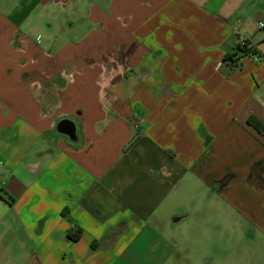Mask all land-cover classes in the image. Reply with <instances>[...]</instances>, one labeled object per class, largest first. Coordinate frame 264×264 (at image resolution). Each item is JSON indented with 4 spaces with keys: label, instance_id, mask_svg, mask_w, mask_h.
I'll return each instance as SVG.
<instances>
[{
    "label": "crops",
    "instance_id": "1",
    "mask_svg": "<svg viewBox=\"0 0 264 264\" xmlns=\"http://www.w3.org/2000/svg\"><path fill=\"white\" fill-rule=\"evenodd\" d=\"M251 120L264 0H0V264H264Z\"/></svg>",
    "mask_w": 264,
    "mask_h": 264
},
{
    "label": "trees",
    "instance_id": "2",
    "mask_svg": "<svg viewBox=\"0 0 264 264\" xmlns=\"http://www.w3.org/2000/svg\"><path fill=\"white\" fill-rule=\"evenodd\" d=\"M237 50H238V53L242 55H246L249 53V49H248V43L247 41H245L244 45L243 46H237ZM229 61H234L232 59V57L230 58H227ZM250 123L252 125L255 126V128L259 131V132H263V128L257 123V122H254V121H250ZM81 236V230L80 231H75L74 233H71V234H68V238L71 240V241H77Z\"/></svg>",
    "mask_w": 264,
    "mask_h": 264
},
{
    "label": "water",
    "instance_id": "3",
    "mask_svg": "<svg viewBox=\"0 0 264 264\" xmlns=\"http://www.w3.org/2000/svg\"><path fill=\"white\" fill-rule=\"evenodd\" d=\"M62 134L68 136L69 138H74V126L68 120H64L59 125Z\"/></svg>",
    "mask_w": 264,
    "mask_h": 264
},
{
    "label": "rangeland",
    "instance_id": "4",
    "mask_svg": "<svg viewBox=\"0 0 264 264\" xmlns=\"http://www.w3.org/2000/svg\"><path fill=\"white\" fill-rule=\"evenodd\" d=\"M9 237H7V239H8ZM178 238L179 239H182L183 238V236L182 235H179L178 236ZM184 239H187L185 242L186 243H190V246L193 248V250L195 251V253H198L199 255L201 254V250H200V247L202 246V245H199V246H196V240L194 239V240H192V239H190L189 237H187V236H184ZM209 240V243L210 244H212L213 242L211 241V239H208ZM202 244V243H201ZM198 255V256H199ZM200 257V256H199Z\"/></svg>",
    "mask_w": 264,
    "mask_h": 264
},
{
    "label": "built area",
    "instance_id": "5",
    "mask_svg": "<svg viewBox=\"0 0 264 264\" xmlns=\"http://www.w3.org/2000/svg\"><path fill=\"white\" fill-rule=\"evenodd\" d=\"M245 41H246V39L244 37H241L238 35L236 36L235 43L237 46H243Z\"/></svg>",
    "mask_w": 264,
    "mask_h": 264
}]
</instances>
